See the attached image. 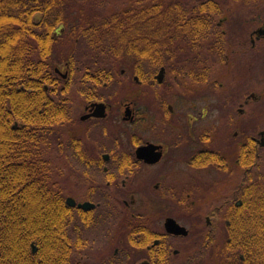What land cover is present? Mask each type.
<instances>
[{"label": "trees", "instance_id": "1", "mask_svg": "<svg viewBox=\"0 0 264 264\" xmlns=\"http://www.w3.org/2000/svg\"><path fill=\"white\" fill-rule=\"evenodd\" d=\"M86 5L88 0H0V264H76L70 249L77 245L78 216L51 183L46 157L55 142L61 144L55 141L57 125L73 119L57 59L71 70L94 69L86 76L93 89L114 80L117 59H133L140 79L163 65L179 74L174 50L214 32L220 15L214 2L190 13L175 0L124 2L125 8L109 14L85 13ZM65 39L79 47L58 52ZM195 77L208 82L203 73ZM70 147L80 159L76 140ZM243 152L250 165L254 152L249 158ZM238 192L243 217L232 222L228 260L220 264H264L262 176L255 179L248 171Z\"/></svg>", "mask_w": 264, "mask_h": 264}, {"label": "rangeland", "instance_id": "2", "mask_svg": "<svg viewBox=\"0 0 264 264\" xmlns=\"http://www.w3.org/2000/svg\"><path fill=\"white\" fill-rule=\"evenodd\" d=\"M180 1H184L186 4H195L200 0ZM216 1L220 3L223 9L220 15L215 16L214 25L220 21L221 16L223 17L222 14H226V9L231 8L233 10L231 15L233 14L234 28L233 34L231 32L230 36L233 35L236 43H232L230 46V50L234 49L235 53L230 58L233 65L231 72H227L225 62L222 58L220 60L218 52L211 51L208 53L201 48H194L192 44H190L191 48L189 44H183L182 49L176 48L174 50L175 60L172 64L180 70L179 74H175L167 68L165 81L160 86L157 83L151 85L147 82H136L133 59L113 60L117 66L113 72L114 80L98 87L99 90L97 91V93L101 92L108 96L109 103L112 104L113 112L107 119L85 122L80 120V115L84 112V106L87 103L83 94L87 91L82 90L83 88H93V81H90L86 76L92 74L94 69L79 65L75 70H71L67 61L60 62L57 59L56 66L62 72H70L67 83L65 80H59L62 82V86L69 88L63 96L68 97L75 117L72 121L57 125L58 138H55V141L61 140V144L55 142L48 150L46 157L50 161L51 183L60 189L64 196H73L79 201L89 197V193L94 189H102L109 193L116 192L115 189L118 191V187L114 186L115 182L112 186H108L106 185L107 180L99 173L85 169L86 165L81 162L76 155L77 153L75 154L70 143L78 138L83 144V150L91 157H98L104 152L134 150L130 134L138 132L140 135L150 137L149 135L153 133H150L149 129L147 133L142 128L140 129V124L144 119H138L134 123L123 121L124 107L122 106L124 102H132L138 117L139 112L142 113L140 117L146 118L149 124L153 120L158 126L164 127L161 140L169 146V152L175 151L187 155L191 150L197 151L204 147L222 152L226 151L235 156L239 153L241 140L246 141L250 135H258L260 130H264V38L258 40L256 46L253 47L250 37L247 36L252 29L263 26L264 0H256V5H249L247 0ZM124 2L132 5L134 0H88L89 5H86L83 10L88 14H109L114 10L122 9ZM247 6L254 8L251 9L252 7ZM133 8L126 9L131 11ZM225 26L227 28L228 24ZM241 37H247L248 41L245 44L237 43L238 40H242ZM77 47L79 46L74 44V40L65 39L59 44L57 50L66 53L69 49H76ZM251 53L255 55L253 62L247 61V57L241 56ZM196 57L201 61L196 63ZM233 58L235 59L233 60ZM248 65H253V68L250 69ZM122 70L125 72L122 73ZM205 71H209V84L203 85L200 84L202 82L197 83L195 79L191 78V72ZM62 88L64 89V87ZM94 88L97 87L94 86ZM252 92L256 96L250 99L248 105H245L248 95ZM162 93L161 99L156 97L157 94L162 95ZM162 100L165 107L156 111L155 108L160 106ZM168 104L173 105L172 112L167 109ZM240 108H243V111ZM190 114L197 118L191 127L188 123V120L191 119ZM169 125H171V129ZM172 129L173 132H167ZM187 131L194 136L191 142L184 139L187 137L186 135H183L182 138L178 137L179 133L181 136ZM235 132H239L238 136H234ZM205 136L208 137L205 138ZM175 141L179 143V146L175 145ZM117 142L119 145H116ZM259 151L257 162L248 166L252 165L255 179L262 176L264 181V147ZM183 170H190L191 173L184 172L185 174L182 175L178 172H170L167 178L177 184L178 195L183 194V197L187 198V193L190 192V199L197 200L201 209H204L205 205L210 202L212 205L219 204L220 200L230 196L232 190L237 184H240L245 176L239 168L236 170V167L233 174L228 170L226 172L217 171L213 168L206 170L190 167L183 168ZM139 174L135 175L139 176ZM119 181L121 182L120 179ZM187 181L195 184L194 188L189 190L188 185L185 184ZM135 187L139 188L136 186V180ZM148 190L146 192L139 188V190L137 189L138 192H135L139 207H142V204L149 206L153 202L157 204V199H170V196L167 198L161 196L162 190H165L163 186L156 189L151 185ZM130 194L122 197L118 195L120 201L123 202V198L131 199ZM92 196H94L93 201H99V196L93 194ZM118 196H114V198H118ZM146 208V210H150L149 207ZM207 209L208 206L203 212ZM100 210L103 209H97L95 215L100 213ZM77 224L78 221L75 222V228H78ZM200 225L206 227L205 224ZM194 240L196 241L195 251L198 252L203 245L205 246V241ZM225 241V235L221 232L217 234L215 245L204 247L203 256L198 264H218L221 262L224 259Z\"/></svg>", "mask_w": 264, "mask_h": 264}, {"label": "flooded vegetation", "instance_id": "3", "mask_svg": "<svg viewBox=\"0 0 264 264\" xmlns=\"http://www.w3.org/2000/svg\"><path fill=\"white\" fill-rule=\"evenodd\" d=\"M179 2L181 1L179 0ZM210 2L217 4L219 12H222L223 8L216 0H200L195 4L187 3L188 5L184 2L188 6V11L186 13H190V11L193 12L196 9L194 7L200 4H208ZM255 2L256 0H247L249 5H256L257 3ZM247 7H252L251 9L254 8L253 6ZM207 12L208 9L204 13ZM232 12L233 10H231V8L226 9V14H222L223 17L221 16L220 21L214 25V32L192 43L194 48H201V50H206L208 53L211 51L218 52L217 54L220 60L222 58L225 62L227 72H231L232 70L233 65L231 64L230 58L231 55H235L234 49L230 50L231 44L236 43L233 35L230 36L231 32L233 34L234 28V21L232 20L233 14L231 15ZM226 24H228L227 28L225 26ZM247 36L248 38L250 37L251 46H256V42L264 38V23L263 27L259 26L252 29ZM241 38L242 40H238L237 43L245 44L248 41L247 37ZM190 44L189 47L191 48ZM241 56H245L247 57V61L253 62L255 55L251 53L250 55ZM234 59L235 58H233V60ZM195 61L198 63L201 60H198L196 57ZM248 66L250 69L253 68V65ZM162 68L165 69L164 78L163 81L160 82L157 79V75ZM124 72L125 71L122 70V73ZM167 72V67L163 65L160 66L151 77L147 76V78L140 79L138 75H135L134 79L138 82H147L151 85L157 83V85L160 86L165 81ZM59 74L61 77L59 79L65 80L67 83L70 72H59ZM190 74L192 75V79L196 75L194 72ZM84 90L83 88L82 91ZM87 90L90 91L88 92L90 96L86 98L87 103L84 106V112L80 115V120L85 122L88 120L99 121L107 119L113 112L112 104L109 103L108 96L103 93L102 97L96 96L99 89L87 88ZM162 96L163 93L162 95L157 94L156 97H160L159 99H161ZM254 97V92L250 93L248 99H246L245 105H248L250 99ZM66 99L68 100L67 96ZM98 102L106 104L105 116L94 114L96 106L93 104ZM122 107H124V114L122 117L124 122L134 123L138 119H144L140 124V129L142 128L146 133L149 129L150 133L152 132L153 134L149 135L150 137L140 135L138 132L130 134V140L131 144L134 146V150L104 152L98 157L89 156L87 152L83 150L84 148H82L83 144L81 141L78 138L76 139V143L80 147L82 154L80 160L86 165L85 169L99 173L100 176H103V178L107 180L106 185L108 186H112L115 182L114 186L118 187V191L115 189L116 192L109 193L102 189H94L89 193V197L87 196L79 201L73 196L66 197L63 194L66 205L72 208L78 216L76 218V221H78V228H76L77 245L73 249H70L73 251L72 258L75 263L198 264L197 261L199 262L203 256L202 250H205L204 247L210 245L211 247L214 246L217 234L220 232L226 237L223 260H228L227 243L230 242L233 236V232L231 231L232 222L236 221L238 224L243 217V201L238 192V187L242 185L243 178L240 184H237L232 190L230 196L223 198L220 200L219 204L216 205H212L211 202L208 203L205 205V208L208 206V209L203 212L205 208L201 209L197 200L190 199V192L187 193V198H184L183 194L178 195L177 184L168 180L167 176L170 172H178L182 175L185 174L184 172L190 174V170H183V168L190 167L206 170L213 168L217 171L220 170L225 172L228 170L231 174L234 173L236 167V170L239 168L245 173L243 166V150L246 148L248 158L253 152L256 158H258L259 152H257V150L264 147V130H260L258 135H250L246 141L241 140L239 153L235 156H232L231 153L226 151L222 152L220 150L204 147L197 151L191 150L186 155L175 151L169 152V146L161 140L164 127L162 125L158 126L153 120H151L149 124L146 118L140 117V115H142L140 112L138 117L137 110L132 102H124ZM127 107H130L128 115L126 114ZM162 107H165L163 100L160 102V106L156 107L155 110L159 111ZM167 109L172 112L174 107L172 104H168ZM240 110L243 111V108H240ZM87 114L91 115L84 119L83 116ZM204 114L203 110V116ZM72 116L74 119L73 109ZM190 117L191 119L188 120V123L191 127L193 121L197 120V118L191 114ZM176 126L178 127V125ZM169 127L171 129V125H169ZM173 131L172 129L167 132ZM191 134V132L187 131L181 136L179 133L178 137L182 138L183 135H186L187 137L184 139H187V142H191V140L194 139V136ZM238 134L239 132H235L234 136H238ZM207 137L208 136H205V138ZM117 144L119 145V142H117L116 145ZM175 145L179 146V143L175 141ZM140 147H142V150L138 154V149ZM252 164H255V161H253ZM248 169L253 171L252 167ZM135 174H139V176ZM135 180L136 186L146 192L151 185L156 189L163 186L165 190H162L161 196L164 198L170 196V199H161L162 201L157 199V204L153 202L149 206L142 204V207H139V201L135 195V192H138L137 189L139 190V188L135 187ZM185 184L188 185L189 190L195 186V184L189 181L185 182ZM129 193H131V199L123 198V202H121L119 196H127ZM92 194L99 196V201H93L94 196H92ZM114 196H118V198H114ZM69 197H72L76 201L75 204L67 201ZM85 202L93 203L95 206L87 209L78 206L79 203ZM146 207H149L150 210H146ZM99 208L103 210H100L101 212L95 215V211ZM175 223L185 227L186 232L181 231L178 227L176 229ZM200 224H205L206 227ZM193 239H199L202 242L205 241V246L203 245L198 252L195 251L196 241H193ZM240 257L244 259L243 255Z\"/></svg>", "mask_w": 264, "mask_h": 264}, {"label": "water", "instance_id": "4", "mask_svg": "<svg viewBox=\"0 0 264 264\" xmlns=\"http://www.w3.org/2000/svg\"><path fill=\"white\" fill-rule=\"evenodd\" d=\"M164 68H162L161 69V71L159 72V74L157 75V79L161 82V81H163V78H164ZM94 106H96V110H95V112H94V114L95 115H98V116H105V109H106V104L105 103H103V102H100V103H95V104H93ZM130 112V107H127V111H126V114L128 115V113ZM91 114H87V115H85V116H83V118L85 119V118H87L88 116H90ZM17 125V124H16ZM142 150V147H140L139 149H138V154L140 153V151ZM67 201L68 202H70V203H72V204H75V200L72 198V197H69L68 199H67ZM78 206L79 207H83V208H85V209H87V208H89V207H93V206H95L93 203H90V202H85V203H79L78 204ZM174 222V221H173ZM175 225H176V229H177V227L181 230V231H183V232H186V229H185V227H182V226H180L179 224H177V223H175Z\"/></svg>", "mask_w": 264, "mask_h": 264}]
</instances>
